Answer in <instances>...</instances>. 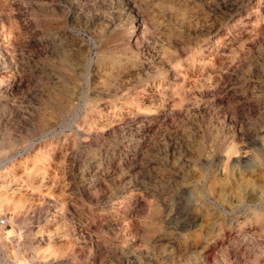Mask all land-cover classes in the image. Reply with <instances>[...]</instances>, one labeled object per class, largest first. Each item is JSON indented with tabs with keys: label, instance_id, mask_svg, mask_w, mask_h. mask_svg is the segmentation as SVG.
<instances>
[{
	"label": "rangeland",
	"instance_id": "1",
	"mask_svg": "<svg viewBox=\"0 0 264 264\" xmlns=\"http://www.w3.org/2000/svg\"><path fill=\"white\" fill-rule=\"evenodd\" d=\"M0 264H264V0H0Z\"/></svg>",
	"mask_w": 264,
	"mask_h": 264
}]
</instances>
